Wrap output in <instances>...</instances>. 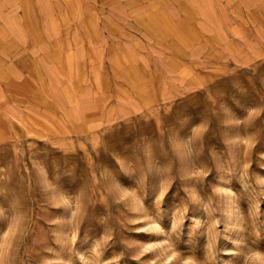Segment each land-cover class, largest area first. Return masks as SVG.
Segmentation results:
<instances>
[{
    "label": "rangeland",
    "instance_id": "obj_1",
    "mask_svg": "<svg viewBox=\"0 0 264 264\" xmlns=\"http://www.w3.org/2000/svg\"><path fill=\"white\" fill-rule=\"evenodd\" d=\"M85 2L87 71L0 81V264H264V0Z\"/></svg>",
    "mask_w": 264,
    "mask_h": 264
},
{
    "label": "crops",
    "instance_id": "obj_2",
    "mask_svg": "<svg viewBox=\"0 0 264 264\" xmlns=\"http://www.w3.org/2000/svg\"><path fill=\"white\" fill-rule=\"evenodd\" d=\"M54 4L55 10L51 0H0V81L37 80L48 71L59 72V79L68 78L61 74L77 72L79 64L81 71H87L89 63H94L91 58L96 53L91 36L97 31L95 11H92L96 5L85 0H78L77 6H71L69 0H55ZM71 16L78 17L74 31L80 32L79 39L59 36V31L70 30V23L64 22L60 27L59 22ZM106 20L101 30L110 33V19ZM52 24L56 28L52 29ZM27 89L25 94L31 95L32 88ZM0 95L13 93L0 91Z\"/></svg>",
    "mask_w": 264,
    "mask_h": 264
}]
</instances>
